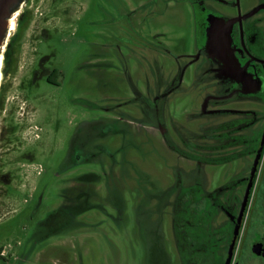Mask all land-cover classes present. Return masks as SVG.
Instances as JSON below:
<instances>
[{
  "label": "rangeland",
  "instance_id": "1",
  "mask_svg": "<svg viewBox=\"0 0 264 264\" xmlns=\"http://www.w3.org/2000/svg\"><path fill=\"white\" fill-rule=\"evenodd\" d=\"M171 1L67 0L68 14L49 22L50 39L31 45L27 37L15 70L0 80V226L12 222L1 229L5 238L0 239L10 245L17 237L33 251L17 264H182L173 230L176 196L169 197L176 157L156 131L136 125L144 123L141 105L127 92L142 73L130 68L149 66L142 54L133 55L136 37L124 30L130 23L149 41L165 31L171 38L167 45H176L180 37L188 47L194 45L192 6ZM208 6L223 11L221 4ZM29 25L28 36L34 29ZM34 49L37 56L54 54L51 62L62 73L59 86L21 82L29 78ZM180 56L175 66L167 63V73L186 64ZM204 72L193 65L170 95L178 103L172 109L181 114L175 113L169 125L174 135L191 137L203 125L196 115L207 92L199 84ZM11 121L17 127L8 131ZM100 121L119 125L120 132L103 139L101 130L87 135V152L76 161L71 150L81 140L77 131ZM97 144L108 147L113 158L99 154L92 161ZM1 172L11 173L10 190ZM51 210L62 221L40 228ZM49 231L48 238L41 234Z\"/></svg>",
  "mask_w": 264,
  "mask_h": 264
},
{
  "label": "flooded vegetation",
  "instance_id": "2",
  "mask_svg": "<svg viewBox=\"0 0 264 264\" xmlns=\"http://www.w3.org/2000/svg\"><path fill=\"white\" fill-rule=\"evenodd\" d=\"M156 1L159 0H152ZM182 1L190 3L194 11V45L188 47L182 37L176 45H167L171 38L165 31L155 32L153 41H149L130 28V23L125 25V32L129 30L136 37L133 55L142 54L149 66L130 68L142 73L127 92L134 104L141 105L144 123L136 125L156 131L176 157V180L169 197L176 196L173 230L182 264H264V0ZM210 3L221 4L223 11L209 7ZM67 5V0H29L16 14L2 53L1 82L15 70L27 37L31 45L48 41L49 22L61 13L68 14L63 9ZM213 8L220 12L219 16L212 14ZM28 24L34 28L30 36L25 30ZM179 56L186 64L167 73V63L175 66ZM53 57L54 54L34 56L29 78L21 82L45 80L59 86L62 73L51 62ZM193 65L205 68L199 84L205 85L207 92L196 115L204 122L191 137L174 135L169 125L175 113L181 114L172 109L178 103L170 95L182 87L184 74ZM9 124L8 131L17 127L13 121ZM98 130L100 139L120 132L114 123L87 122L77 131L81 140L75 141L71 157L87 152L83 139ZM95 150L98 153L91 156L92 161L99 154L113 158L104 145L97 144ZM184 168L190 174L189 182L184 180ZM10 174L1 172V181L8 190ZM58 214L51 210L39 222L40 228L49 229L55 221L61 222ZM16 219L17 215L13 221ZM11 223L0 226V237L5 238L1 229ZM41 234L48 238L52 232ZM3 241L0 239V264H17L32 256V248L25 247L17 237L10 245Z\"/></svg>",
  "mask_w": 264,
  "mask_h": 264
},
{
  "label": "water",
  "instance_id": "3",
  "mask_svg": "<svg viewBox=\"0 0 264 264\" xmlns=\"http://www.w3.org/2000/svg\"><path fill=\"white\" fill-rule=\"evenodd\" d=\"M29 0H0V67L2 53L7 38L13 31V20L16 14Z\"/></svg>",
  "mask_w": 264,
  "mask_h": 264
},
{
  "label": "trees",
  "instance_id": "4",
  "mask_svg": "<svg viewBox=\"0 0 264 264\" xmlns=\"http://www.w3.org/2000/svg\"><path fill=\"white\" fill-rule=\"evenodd\" d=\"M49 83H50V84H54V85H55V83H56V82H49Z\"/></svg>",
  "mask_w": 264,
  "mask_h": 264
},
{
  "label": "bare ground",
  "instance_id": "5",
  "mask_svg": "<svg viewBox=\"0 0 264 264\" xmlns=\"http://www.w3.org/2000/svg\"><path fill=\"white\" fill-rule=\"evenodd\" d=\"M19 14V13H18Z\"/></svg>",
  "mask_w": 264,
  "mask_h": 264
}]
</instances>
